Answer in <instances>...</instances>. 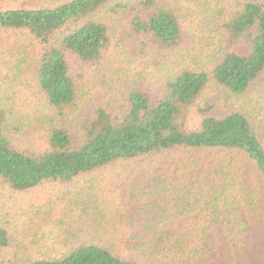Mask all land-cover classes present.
<instances>
[{
    "label": "trees",
    "instance_id": "1",
    "mask_svg": "<svg viewBox=\"0 0 264 264\" xmlns=\"http://www.w3.org/2000/svg\"><path fill=\"white\" fill-rule=\"evenodd\" d=\"M114 39L127 69L88 89L73 67L99 76ZM213 85L232 103L207 100ZM173 153L185 188L141 231L60 237L65 253L23 264H264V0H0V194Z\"/></svg>",
    "mask_w": 264,
    "mask_h": 264
},
{
    "label": "rangeland",
    "instance_id": "2",
    "mask_svg": "<svg viewBox=\"0 0 264 264\" xmlns=\"http://www.w3.org/2000/svg\"><path fill=\"white\" fill-rule=\"evenodd\" d=\"M125 55L114 39L106 56L108 63L103 61L99 76H95L88 67L82 69L79 65L73 67V72L84 75L87 88L89 86L92 90L103 92L104 82L101 79L105 81L104 76L108 79L116 68L121 71L127 69L120 67L121 58H126ZM128 61L134 62L130 59ZM75 63L77 64L76 61ZM143 69L144 67H138L134 77ZM141 76L143 86L155 96L159 92V85L154 74L145 73ZM115 80L109 78L107 82L111 84ZM205 98L213 101L215 105H223L226 100L232 103L229 94L216 85L208 89ZM85 104L84 111L88 115L94 108V102L87 100ZM170 156L162 161L151 162L149 159L137 163L125 162L83 175L71 183H47L28 193L3 191L0 194V219L8 223L11 245L0 250V264H23L41 253L48 256L62 255L67 247L60 243V237L69 238L71 244L79 240L96 243L106 240L107 245L120 246L122 236L141 231V223L160 213L165 204L164 200L176 194V186L179 187L178 191L184 190L185 186L178 178L177 170L169 164L171 161L180 162L183 156L179 153ZM165 162L167 164L163 169ZM163 171H166L164 176L172 175L170 178L173 182L156 181L154 184L151 177L158 176ZM96 207L103 212L106 221L100 227L97 226L99 217L93 212Z\"/></svg>",
    "mask_w": 264,
    "mask_h": 264
}]
</instances>
